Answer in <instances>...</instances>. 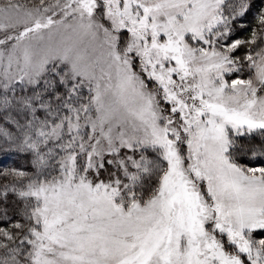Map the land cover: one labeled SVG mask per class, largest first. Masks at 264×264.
I'll list each match as a JSON object with an SVG mask.
<instances>
[{"label":"snow or ice","instance_id":"snow-or-ice-1","mask_svg":"<svg viewBox=\"0 0 264 264\" xmlns=\"http://www.w3.org/2000/svg\"><path fill=\"white\" fill-rule=\"evenodd\" d=\"M253 3L0 0V152L33 169L0 171V264H264Z\"/></svg>","mask_w":264,"mask_h":264},{"label":"trees","instance_id":"trees-1","mask_svg":"<svg viewBox=\"0 0 264 264\" xmlns=\"http://www.w3.org/2000/svg\"><path fill=\"white\" fill-rule=\"evenodd\" d=\"M261 7V0H254L253 6L251 11L247 13L242 19L236 20L232 27H233V34L230 37L229 41L226 43H231L235 39H242V40H248L251 37L252 31L256 28V19L255 14L257 12V9ZM255 48L253 45H244L241 46L238 51L234 54L238 57H243L246 53V51ZM247 63V62H245ZM249 70L246 69L245 75H248ZM235 77V75H234ZM85 95L87 96V91L85 90ZM7 126V125H6ZM14 129V126H11L10 130ZM241 143H257V141H251L249 142L246 138H242ZM239 163H242L243 165L247 166H260L264 165V160L261 159H252L250 156H243L238 160ZM9 168H25L29 170L30 172L33 170L30 165V157L25 154L15 153V152H9L8 154H5L3 152H0V171L6 170ZM9 179H11L9 177ZM7 180H4L3 178H0V183H7ZM7 207L9 208V216L11 217L8 221H0V227H3L5 229L11 230L13 232L16 231V229L11 228V224L14 223L17 220H20V216L16 214V209L19 207V202L16 201V198L14 195H9V202L7 204ZM259 234H263L264 231L260 230L258 232Z\"/></svg>","mask_w":264,"mask_h":264},{"label":"rangeland","instance_id":"rangeland-1","mask_svg":"<svg viewBox=\"0 0 264 264\" xmlns=\"http://www.w3.org/2000/svg\"><path fill=\"white\" fill-rule=\"evenodd\" d=\"M246 64V63H245ZM246 69L247 68H245V70H244V72L241 74V77L242 78H248V75H245V72H246ZM248 70V69H247ZM249 73V72H248ZM234 78H236V76L234 77V75L233 76H231V77H228V79H234ZM162 104H163V101H162ZM164 107H168V105H164ZM240 164H242V163H240ZM243 165V164H242ZM255 167V166H254ZM260 230H256V231H254L253 232V234H252V236H253V239H255V240H258V239H260V238H264V236H263V234H259L258 232H259Z\"/></svg>","mask_w":264,"mask_h":264}]
</instances>
